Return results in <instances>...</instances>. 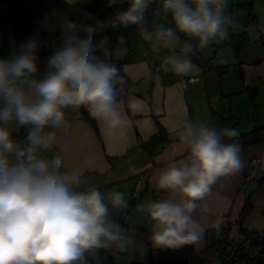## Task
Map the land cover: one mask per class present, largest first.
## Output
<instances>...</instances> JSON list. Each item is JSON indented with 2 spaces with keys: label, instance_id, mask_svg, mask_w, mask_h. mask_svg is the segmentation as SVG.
<instances>
[{
  "label": "clouds",
  "instance_id": "1",
  "mask_svg": "<svg viewBox=\"0 0 264 264\" xmlns=\"http://www.w3.org/2000/svg\"><path fill=\"white\" fill-rule=\"evenodd\" d=\"M152 3L129 0L127 10L96 20L95 27L80 25L86 36L77 34L75 21L64 18L63 43L40 78L36 40L26 37L17 48L15 37L9 36L12 53L0 58V264H93L100 250L123 251L133 239L112 218L113 209L128 207L125 194L111 192L106 203L96 187L77 190L85 183L83 173L63 170L64 161L54 149L67 109L83 107L112 128L126 123L118 108L124 78L109 59L108 37L93 43L97 29L137 26L153 52L171 53L161 69L181 76L196 68L188 58L194 47L203 50L217 37L229 38L227 0H159L150 25ZM119 42L126 41L121 37ZM178 46L183 56L177 54ZM96 50H102L103 59ZM130 106L139 107L131 99ZM21 128L27 131L23 142L13 139ZM176 135L189 154L179 163L170 162L160 175L159 189L170 195L136 206L154 221L153 244L168 249L203 240L205 228L195 214H210L206 201L213 186L243 166L240 145L223 142L238 139L235 128L186 118Z\"/></svg>",
  "mask_w": 264,
  "mask_h": 264
},
{
  "label": "crops",
  "instance_id": "2",
  "mask_svg": "<svg viewBox=\"0 0 264 264\" xmlns=\"http://www.w3.org/2000/svg\"><path fill=\"white\" fill-rule=\"evenodd\" d=\"M63 1L68 4H86L92 0ZM250 3V11L237 8ZM225 14L232 20L230 35L246 33L248 37L254 35V40L249 37L248 46L237 54L228 41L217 37L209 45L214 50L211 52L210 66H204L196 58L191 59L196 68L192 74L182 77L196 80L186 85L180 84L176 78L181 75L161 69L165 56L171 53L164 49L159 54L153 52L151 45L139 37L137 26L110 27L107 34L95 37L94 44L108 37L109 59L119 69L120 75L130 82L129 93L118 99V108L125 116L126 123L112 128L95 119L99 132L95 136L91 127L81 118V108H72L67 109L69 118L64 121V126L56 130L57 147L54 151L64 161L63 170H79L83 173L85 183L77 190L86 191L89 187H96L104 195L106 203L109 202V193H124L128 207L113 209L112 218L118 221L129 209L128 221L148 230L150 236L154 223L147 211L138 212L136 206L152 201L153 191L163 193L164 198L170 195L159 189L158 182L170 162L179 163L189 154L176 135L183 120L200 119L221 128H235L239 136L264 128V0H227ZM147 15L151 25L152 17ZM97 31L101 32V29ZM178 35L184 38L183 34ZM121 37L126 41L124 44L119 42ZM94 54L104 58L102 50H96ZM177 54L184 55L179 51V46ZM188 58H191L190 55ZM249 86L254 87L250 94L245 91ZM130 99L138 103L139 107H131ZM159 129L164 131L167 142L153 158L140 153L134 158L131 168L108 173L110 165L106 161L107 157L125 154L137 145L138 139L147 142ZM26 134V129H18L13 132V139L24 140ZM47 155L50 157L51 153ZM240 158L243 164L241 170L222 179L207 198L206 203L212 212L195 214V218L205 228L203 240L193 245L195 254L204 253L207 242L220 235L235 241L243 232H264V143L249 147L240 154ZM253 158L259 159L260 165L254 178L244 182L243 168ZM133 195H138L139 199L136 205L130 206ZM173 199H179V196H173ZM246 201L251 204L252 211L239 225L238 216ZM150 243V246L137 243L142 248L133 247L147 253L148 263L155 259L159 263L167 256L172 257L175 254H170V251L178 249L156 247L152 240ZM127 248H130L129 244ZM114 250L111 249L112 254ZM116 251L119 256L118 251L121 250ZM131 262L132 258L129 264Z\"/></svg>",
  "mask_w": 264,
  "mask_h": 264
},
{
  "label": "trees",
  "instance_id": "3",
  "mask_svg": "<svg viewBox=\"0 0 264 264\" xmlns=\"http://www.w3.org/2000/svg\"><path fill=\"white\" fill-rule=\"evenodd\" d=\"M0 4H3L9 13L8 20L2 13H0V24H1V37L2 43L8 47L9 54L12 53V46L9 41V36L15 37L17 48L19 44L22 43L26 37H33L36 40L37 47V64L39 72L37 73V78H40L44 72L47 70L49 57L62 45V20L67 18L69 20L75 21L78 25L75 30L77 34L81 36H86L80 25H90L95 27L96 20L104 21L112 18L117 12L125 11L129 7L127 0H122L117 4H110L109 0H92L86 4H68L63 0H0ZM159 5V0H153V3L149 7L148 14L151 15L152 9ZM252 4L240 5L237 8L241 10L250 11ZM109 28H104L101 32L97 30L93 34V40L100 34H107ZM235 49V52L239 54L245 47L249 44V37L246 33H242L239 36L229 35L226 39ZM194 46H195V42ZM194 55H190V59L195 60L197 51L194 47ZM1 54V52H0ZM1 56V55H0ZM121 86L118 84L117 88ZM130 91V82L124 79L123 91L119 92L118 99L124 98ZM248 94L254 91L253 86L246 88ZM81 118L91 127V129L96 134L99 135L96 120L92 118L85 108H81L80 112ZM69 118L68 110H65V120ZM264 128H257L252 132L239 136L238 139H225L224 143L236 142L240 145V154L246 149L253 146H259L264 142ZM166 136L162 129H159L157 134L147 142H142L140 139L137 140V145L134 148L127 151L125 154L108 158L107 162L110 165V171L108 173L113 174L121 170H127L133 166L134 158L140 153H146L150 158L158 153L163 145L166 144ZM225 177L220 178L216 185L213 186V190L217 189L221 180ZM147 186V184H146ZM138 196V195H137ZM152 200H159L164 198L163 193L153 191ZM131 205L137 204L138 199L133 195L131 196ZM131 208V207H130ZM252 211V206L249 201H246L240 216H238V224L241 225L243 221L248 217ZM129 209L126 214L119 219L117 222L127 230L128 234L133 237V241L146 246H150L151 241L150 233L148 230L139 228L131 224L128 221ZM152 221V219L150 218ZM154 223V221H152ZM259 231H248L243 232L241 235ZM264 234V232L262 233ZM219 237L213 238L218 239ZM212 239V240H213ZM264 253V251H262ZM101 254L105 259H107V264H117L114 259H112L111 249L101 250ZM170 254H175V256H167L164 260L157 264H214L216 262L215 256L208 255L204 252L202 254H195L193 250V245H185L179 247L176 251H170ZM93 264H96L93 261ZM130 264H155L154 262L144 263L141 261H133Z\"/></svg>",
  "mask_w": 264,
  "mask_h": 264
},
{
  "label": "built area",
  "instance_id": "4",
  "mask_svg": "<svg viewBox=\"0 0 264 264\" xmlns=\"http://www.w3.org/2000/svg\"><path fill=\"white\" fill-rule=\"evenodd\" d=\"M227 41V40H226ZM180 84L194 82L196 79L176 77ZM20 140L19 142H23ZM260 165V160L253 158L243 168V181H251ZM137 199L139 196L135 195ZM263 232H250L233 240L226 235L210 240L205 250L208 255L215 256L214 264H264V234Z\"/></svg>",
  "mask_w": 264,
  "mask_h": 264
},
{
  "label": "rangeland",
  "instance_id": "5",
  "mask_svg": "<svg viewBox=\"0 0 264 264\" xmlns=\"http://www.w3.org/2000/svg\"><path fill=\"white\" fill-rule=\"evenodd\" d=\"M0 13H2L3 15L5 14L6 17L10 18L9 17L8 10H7V8L3 4H0ZM0 29H1V24H0ZM253 37H254V35H252L250 37L251 40H254ZM1 41H2V37H1V30H0V52H1L0 58H6V57H8L10 55L9 54V51H8V47L5 46ZM212 51H214V50L212 48H210V46H208L207 48H205L203 50H197L196 59L201 60L202 64L204 66L208 67V66H210V62H211L209 60L212 57L211 56V52ZM203 60H206V61H203ZM129 246H130V248L125 249L124 252L118 251V252H120L119 253L120 254L119 256H118L117 251H116L118 249L114 250L115 253L112 254V259H114V261L117 264H129V259L130 258H132L133 261H137L138 260V261H141V262H144V263H148L149 262L148 261V258L146 257L147 256L146 255L147 253H145V252L142 253L139 250L133 249V247H136V248L140 247V248H142V246L136 244V242H134L133 240H131L129 242ZM104 262H106V264H107V259H105V257L102 256L101 250H100L99 253H98V259L95 260V263L96 264H104ZM154 262H155V264H157V262H158L157 259H155Z\"/></svg>",
  "mask_w": 264,
  "mask_h": 264
}]
</instances>
